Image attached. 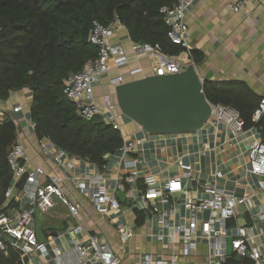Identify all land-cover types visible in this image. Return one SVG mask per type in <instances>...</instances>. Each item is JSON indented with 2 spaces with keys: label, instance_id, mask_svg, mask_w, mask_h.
<instances>
[{
  "label": "crops",
  "instance_id": "1",
  "mask_svg": "<svg viewBox=\"0 0 264 264\" xmlns=\"http://www.w3.org/2000/svg\"><path fill=\"white\" fill-rule=\"evenodd\" d=\"M236 1H193L186 18L190 43L205 56L196 68L203 82L243 81L263 97L264 0H251L242 11L234 12L230 5ZM117 36L129 48L132 40L127 29H119ZM181 55L186 57L185 53ZM111 90L108 81L104 80L97 86L96 95L101 100L102 95ZM32 99L30 88L12 92L7 100L0 99V110L14 119L17 139L28 149L25 170L41 165L49 173L66 176L63 189L70 199L81 205L79 219L58 198L49 211L36 209L32 225L38 240L49 249L71 247L73 239L88 243L90 236L94 235L111 245L121 264H138L146 254L158 259H171L183 250L181 233L177 232L173 239L171 233L178 226L188 225L191 213L185 206L187 200L199 202L208 198L205 186L210 182L236 196L252 195L255 206L251 210L241 206L237 219L230 223L232 226L250 223L252 214L264 211V192L257 188L258 180L250 172L248 156L249 145L255 140L262 141L261 131L256 126L236 134L226 124L211 119L195 132L152 135L117 108L124 143H133V150L124 152L121 147L119 152L108 157L103 168L81 159L74 168L66 169L53 159H46L41 151L40 145L46 143L47 138L38 139L34 132L29 116ZM19 106L20 109L17 108ZM180 160L192 166V176H183ZM218 171L222 172L221 177H217ZM97 175L103 177L100 185L106 186L108 193L115 196L118 210H96L92 199L73 185V179L90 180ZM147 175L155 177L157 186H164L169 179L180 177L181 189L174 191L167 203L163 204L161 197L146 201L144 178ZM12 199L18 206L9 208L7 212L10 214L27 207V198L20 188L13 187L8 201ZM152 204L168 211L167 226L160 223L158 212L151 211ZM46 214L48 217L45 219ZM208 215L209 211L203 210L197 213V218L203 220ZM38 217L44 219L40 227L37 225ZM79 221L85 231L74 234L73 228ZM255 242L264 248V235L258 234ZM200 244L195 257L181 258L183 264H205V256L200 254L205 252L206 244ZM32 258L34 264L54 263L51 255L40 252Z\"/></svg>",
  "mask_w": 264,
  "mask_h": 264
},
{
  "label": "built area",
  "instance_id": "2",
  "mask_svg": "<svg viewBox=\"0 0 264 264\" xmlns=\"http://www.w3.org/2000/svg\"><path fill=\"white\" fill-rule=\"evenodd\" d=\"M194 0H178L172 6H163L160 9L164 21L168 26V38L173 44L183 48L182 53L170 55L159 46H153L145 42L130 41L127 48L117 36L119 29L126 27L118 18L104 25L99 21H93L90 28L89 42L95 45L98 53L95 59L88 61L82 69L71 74L65 81L63 92L75 104L82 117L93 119L102 116L104 121L115 129L121 130L116 109L115 87L133 80L148 76H164L184 71L190 64H196L191 57V43L189 38V26L187 13ZM251 0H237L230 5L234 12L242 11ZM104 80L108 81L111 91L104 93L99 100L96 88ZM211 119L229 126L236 134L244 131V122L240 112L231 105L211 104ZM20 109L21 107H17ZM5 113L0 110V118ZM264 116V96L259 107L254 113V119L259 121ZM133 143H124L122 150L130 152ZM46 159H53L59 166L66 169L74 168L81 158L75 154L56 147L49 139L40 145ZM248 156L250 172L257 177V188L264 192V142L255 140L249 145ZM9 163L13 168L17 180L25 176L21 188L27 198V207L16 214L0 211V249L7 251L11 248L18 256L21 264H34L33 255L40 252L42 255H51L53 264H121L118 253L106 241H101L97 236H90L88 243L79 239L71 240L72 246L66 249L60 247H47L44 242L38 240L36 231L32 225L36 209L43 212L49 211L54 206L55 199L61 200L71 214L79 219L81 205L70 199L62 187L66 176L52 174L45 171L41 165L25 170L28 160L26 145L18 140L9 150ZM183 170V176H192V166L179 161ZM217 177L222 176L218 171ZM102 175L93 179H73V185L84 195L93 201V208L100 212L109 209L118 210L119 203L114 195H110L106 186H101ZM147 186L144 198L146 201L161 197V202L167 203L169 196L174 191L181 189L180 177H174L164 186H157L153 175L144 178ZM95 184V187L92 186ZM10 188L6 192L9 199L12 195ZM209 197L199 202L188 199L186 208L191 213L188 225L178 226L171 233L173 239L177 232L183 238V250L180 255L175 254L171 259L155 258L152 254H146L138 264H183L182 259L195 257L200 249V243H205V264H227L226 259L233 257L241 260V264H264V248L257 245L255 240L258 234L264 235V211L252 214L251 222L244 225L230 223L239 215V208L245 206L251 210L254 206L252 195L236 196L220 189L215 182L205 186ZM208 210L209 215L199 220L197 213ZM152 212H158L160 223L167 226L166 214L168 211L160 210L159 206L152 204ZM85 227L79 221L73 228L74 234L83 233ZM199 238L201 242L199 241ZM231 238V239H230ZM230 239V240H229Z\"/></svg>",
  "mask_w": 264,
  "mask_h": 264
},
{
  "label": "trees",
  "instance_id": "3",
  "mask_svg": "<svg viewBox=\"0 0 264 264\" xmlns=\"http://www.w3.org/2000/svg\"><path fill=\"white\" fill-rule=\"evenodd\" d=\"M178 0H0V99L12 92L32 90L29 116L38 139L47 138L56 147L100 168L108 157L119 152L124 139L120 130L102 116L85 119L64 94L66 79L96 58L98 49L81 39L82 28L93 21L104 25L118 18L133 42L159 46L165 53L178 55L183 48L168 38V26L160 12ZM196 65L204 53L191 49ZM203 90L211 104L235 107L244 128L256 126L264 142V116L256 121L254 113L262 96L243 81L205 80ZM14 119L0 118V211L17 207L6 192L22 188L25 176L17 180L9 163V150L18 141ZM0 264H21L17 253L0 249Z\"/></svg>",
  "mask_w": 264,
  "mask_h": 264
},
{
  "label": "water",
  "instance_id": "4",
  "mask_svg": "<svg viewBox=\"0 0 264 264\" xmlns=\"http://www.w3.org/2000/svg\"><path fill=\"white\" fill-rule=\"evenodd\" d=\"M90 28H82L81 39L89 42ZM197 68L164 76H148L115 87L121 114L152 135L190 133L202 128L211 118L212 107ZM227 264H241L228 257Z\"/></svg>",
  "mask_w": 264,
  "mask_h": 264
},
{
  "label": "rangeland",
  "instance_id": "5",
  "mask_svg": "<svg viewBox=\"0 0 264 264\" xmlns=\"http://www.w3.org/2000/svg\"><path fill=\"white\" fill-rule=\"evenodd\" d=\"M48 216H47V214H46V216L44 215V218L46 219ZM43 218H41V217H38V219H37V225H38V227H40L41 226V224H43L44 222H43Z\"/></svg>",
  "mask_w": 264,
  "mask_h": 264
}]
</instances>
